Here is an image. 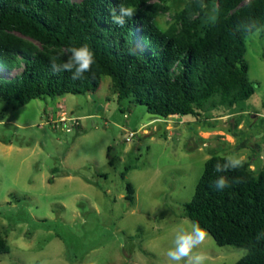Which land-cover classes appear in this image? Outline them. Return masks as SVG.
I'll return each mask as SVG.
<instances>
[{"label":"rangeland","instance_id":"374dc122","mask_svg":"<svg viewBox=\"0 0 264 264\" xmlns=\"http://www.w3.org/2000/svg\"><path fill=\"white\" fill-rule=\"evenodd\" d=\"M187 2L167 0L161 26ZM245 46L256 93L242 113L217 106L199 117L157 119L119 101L110 77L95 93L24 106L0 99V234L10 246L0 264H165L176 226L192 222L185 206L212 156L242 157L264 171V28ZM199 251L206 264L248 254L209 233Z\"/></svg>","mask_w":264,"mask_h":264},{"label":"trees","instance_id":"16d2710c","mask_svg":"<svg viewBox=\"0 0 264 264\" xmlns=\"http://www.w3.org/2000/svg\"><path fill=\"white\" fill-rule=\"evenodd\" d=\"M120 4L137 10L123 27L111 21ZM167 12V0H0V99L24 106L44 97L95 93L110 77L119 101L143 105L157 119L199 117L217 106L245 112L241 105L256 93L246 39L264 28V0H188L164 28L159 18ZM85 44L95 63L84 78L53 72V56L62 63L69 48ZM224 158L207 161L184 217L217 245L246 249L235 264H264V171L243 162L215 172ZM220 175L231 186L218 191L213 184ZM234 178L240 182L231 183ZM133 195L128 185L127 199ZM9 252L0 234V254Z\"/></svg>","mask_w":264,"mask_h":264},{"label":"clouds","instance_id":"9594fccd","mask_svg":"<svg viewBox=\"0 0 264 264\" xmlns=\"http://www.w3.org/2000/svg\"><path fill=\"white\" fill-rule=\"evenodd\" d=\"M136 8L133 6H124L120 4L118 9L111 12V21L114 25L123 27L128 20L136 15ZM68 58L62 63H57V57L51 58V68L53 72L71 73L73 80L84 78L85 73L92 69L95 63L94 52L85 44L73 46L68 49ZM243 158L234 155H228L223 163H216L214 171L217 173H226L242 166ZM238 179H233L231 183H239ZM230 181L227 176L220 175L214 181L213 187L220 191L230 187ZM207 232L197 222H190L185 227L181 222L176 226L174 239L171 247L166 252L165 264H206V254L199 251L201 244L205 241ZM261 236H258L259 240Z\"/></svg>","mask_w":264,"mask_h":264},{"label":"built area","instance_id":"2783aa9c","mask_svg":"<svg viewBox=\"0 0 264 264\" xmlns=\"http://www.w3.org/2000/svg\"><path fill=\"white\" fill-rule=\"evenodd\" d=\"M65 119H66V118H65ZM65 119H61V120H63V121L65 122ZM75 123L78 124V122H75ZM135 136H136V132H131V133L127 136L126 141H127V142H130Z\"/></svg>","mask_w":264,"mask_h":264},{"label":"crops","instance_id":"0c3cea01","mask_svg":"<svg viewBox=\"0 0 264 264\" xmlns=\"http://www.w3.org/2000/svg\"><path fill=\"white\" fill-rule=\"evenodd\" d=\"M257 116H259V115H257Z\"/></svg>","mask_w":264,"mask_h":264}]
</instances>
